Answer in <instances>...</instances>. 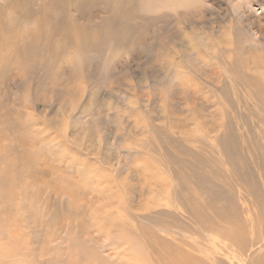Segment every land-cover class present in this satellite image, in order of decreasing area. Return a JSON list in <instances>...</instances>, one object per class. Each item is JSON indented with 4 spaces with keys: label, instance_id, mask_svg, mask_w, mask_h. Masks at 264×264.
<instances>
[{
    "label": "rangeland",
    "instance_id": "rangeland-1",
    "mask_svg": "<svg viewBox=\"0 0 264 264\" xmlns=\"http://www.w3.org/2000/svg\"><path fill=\"white\" fill-rule=\"evenodd\" d=\"M79 1L56 0L52 58L0 70V264H195L205 228L175 190L206 195L176 175L231 177L218 139L232 132L264 188V0H84L82 18ZM109 31L128 42L93 48ZM167 210L178 224L151 219Z\"/></svg>",
    "mask_w": 264,
    "mask_h": 264
},
{
    "label": "bare ground",
    "instance_id": "bare-ground-1",
    "mask_svg": "<svg viewBox=\"0 0 264 264\" xmlns=\"http://www.w3.org/2000/svg\"><path fill=\"white\" fill-rule=\"evenodd\" d=\"M86 4L87 3H85L84 0H80L75 4L79 12V17L81 18L84 17L86 14ZM37 5L38 7H35ZM56 6H57L56 0H6L5 3H0L1 12H5L9 8L10 12L7 11V13L9 15L14 16L11 20L6 22L0 19V56L1 54H3L0 59V62L2 59L5 60V64L3 65L1 62L2 66H0L1 74L3 76H5L6 72L7 74H9V72L15 69L16 67H19L21 71H23V69L30 67L31 64H35L38 61L37 57H40L41 60H44L45 54L49 58H52L55 55V53H57L60 50V48L57 47L53 41V35L56 29V22H55ZM121 12H124V10L121 9L120 7V13ZM129 17L132 18L133 16H129ZM22 21L24 22L29 21L30 23H35L36 27L35 28L31 27L29 31L25 30V28L21 30L19 25L22 24ZM119 22L125 23L126 21L120 18ZM181 24L180 26H182ZM61 29H65V26H63ZM75 31H77V34L75 35L73 34L72 43L75 46H78L79 44H85L84 40L86 38L89 39V37H85L83 35L84 28L77 26L75 28ZM112 34L113 32L109 31L106 34L96 38L93 44V48H97L99 50L100 48L103 47H109L110 45H108V43H114L115 41L121 43L128 42L127 40H125L126 36L115 35L111 38L110 42L107 43L105 39L112 36ZM189 34L190 33L185 34L184 36L188 37ZM18 43H20V45ZM67 47L68 45L65 48ZM100 50L102 51V49ZM98 53H100V51ZM84 63L87 64L88 62L87 63L84 62ZM56 76H58V74L55 75V77ZM14 77L17 78L16 76ZM12 79L13 78H10L9 82H11ZM48 81H51V79H49ZM55 82L56 81H54V85ZM0 90H3L1 85H0ZM2 94L3 93L0 92L1 104L3 103ZM0 120H1V116H0ZM235 137L236 136L232 132L231 133L227 132L224 133L222 136H220L218 139V145L222 151L221 153L223 154L222 157L225 159V162L229 166V173H231V175L229 176L231 177L224 175L226 174V172L228 174V170L224 172V170L221 168L219 164H217L214 171L212 170V175H207L204 172H200V171L193 172L190 175H181V174L176 175L180 183H186L187 181L189 182V179H191V182L195 185L194 188L198 189L201 193L206 195L205 201H202L201 197L199 198L197 196L199 195L198 194L199 192H197L196 190L197 194L196 193L195 194L196 197L199 200H201L200 202L199 200L196 199V197L194 199H190L189 192L186 195H184L183 192L185 188L182 189L183 188L182 186H181L182 188L179 187L182 191L180 192L177 191L178 192L177 193L176 192L177 189L175 190L176 198L178 202L180 201V203H182L185 201V203H187V205L184 207V211H186L187 214L192 216L194 220L197 221L198 224L204 225L205 228V229H201L198 232V237L202 240L201 241L202 246L205 247V251L204 248L203 251L207 252L208 254L210 252V256L208 254H206L208 257H205L204 255L198 256L197 254L198 257H195L193 259L195 264H209L210 262H212V260L209 261V259L212 257L218 258L220 255L226 256L227 251L234 249L232 248L233 246L238 247V254L235 251L237 255L234 256L233 258L230 259V257L229 258L227 257L228 260L219 259L220 264H264V188L260 186L261 184H259V181L257 180L256 176L253 174L252 168L250 167L249 163L244 161L246 165L244 169L241 167L242 163H238L239 161L237 162L236 148L238 147H236L234 144ZM263 145L264 143L262 144L257 143L256 144L257 148L254 150V152H257V155H255V157L257 158V164H258V168L256 166L254 168L258 169L257 171L259 172V175H264ZM184 147L185 146H183V148ZM166 154H167L166 156H168V153ZM175 161L172 162L176 163ZM222 177L225 178L226 181L225 183L224 181H222ZM232 177H234V180H236L239 184H241L242 189H239L238 196H236L235 194L234 191L235 188L233 189V187H231L232 184L230 185L229 182V178ZM193 184L192 186H194ZM235 186L238 187L237 183ZM195 189L192 190L195 192ZM191 192L192 191H190V193ZM192 204L194 205V207L192 206ZM183 205L185 204L183 203ZM150 214H154V213H150ZM165 217L166 219L171 218L173 220L172 224L179 223L178 215L171 210L163 211L162 214L151 216V219L154 222H159V221L161 222V220ZM213 234H218L217 236L221 238V241H223V239L225 240L226 243L223 244L224 247L220 245V241H217L216 244L213 242ZM191 247L195 249L192 244ZM152 249L154 251V248ZM155 252L157 251H154V253ZM192 254L194 253L192 252ZM188 257H190L189 258L190 261L188 262H192L191 256ZM178 261L179 260H177V262ZM213 263L215 264V262ZM186 264L188 263L186 262Z\"/></svg>",
    "mask_w": 264,
    "mask_h": 264
}]
</instances>
